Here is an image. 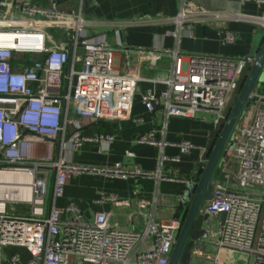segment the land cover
Returning <instances> with one entry per match:
<instances>
[{
  "label": "built area",
  "instance_id": "1",
  "mask_svg": "<svg viewBox=\"0 0 264 264\" xmlns=\"http://www.w3.org/2000/svg\"><path fill=\"white\" fill-rule=\"evenodd\" d=\"M186 1L169 20L178 31L174 37L181 31L189 33L197 18ZM237 1L264 6V0ZM199 16L264 28L261 18L213 11ZM89 26L81 0L70 11L52 0L47 6L31 0H0V175L11 174L14 179L10 185L0 183V259L6 247L21 248L29 257L21 262L12 255L9 264H168L178 222L151 220L139 230H123L110 224V213H97L86 221L73 205L55 207L68 181L83 174L106 180L174 181L159 170L150 173L120 163L100 168L73 164L70 157L83 143L113 140L109 135L87 138L76 126L80 119L107 123L130 119L136 94L148 113L161 111V135L170 118L193 119L197 112L219 118L245 65L244 58L182 57L161 44L150 51L113 48L104 38L88 36ZM234 42V34L223 30L221 44ZM116 53L145 55L152 64L169 56L171 67L163 78L152 80L120 74L113 67ZM143 82L154 88L139 93ZM158 85L163 89L157 91ZM244 114L211 176V196L199 209L208 217L207 239L193 243L191 261L237 264L238 256L245 264H264V93L257 88L249 94ZM135 142L170 145L158 143L153 131ZM176 147L180 154L194 149L187 141ZM164 159L160 157L159 165ZM169 161L177 162L178 157ZM18 181H27V188L19 189ZM105 201L119 204L114 195H101L96 203ZM179 203L183 204V196ZM10 204L25 208L24 213L9 215ZM63 213L69 218L63 219ZM210 220H218L215 230ZM147 241L151 249L140 251ZM208 247L213 248V257L205 255Z\"/></svg>",
  "mask_w": 264,
  "mask_h": 264
},
{
  "label": "crops",
  "instance_id": "2",
  "mask_svg": "<svg viewBox=\"0 0 264 264\" xmlns=\"http://www.w3.org/2000/svg\"><path fill=\"white\" fill-rule=\"evenodd\" d=\"M31 1L44 6L49 4V0ZM186 4L192 7L197 18L191 22L189 33L181 31L174 37L178 31L169 20L178 15L182 0H81L84 18L90 24L88 36L104 38L113 48H140L150 51L154 45L161 44L165 49L177 51L182 57L244 58L254 55L264 40V28L261 24L212 21L199 16L205 11H213L231 16L264 19V6L237 0H187ZM58 6L66 11L75 10L78 0H63ZM223 30L234 34L233 45L221 44ZM113 67L120 74L134 73L142 79L152 80L163 78L167 74L171 67V58L164 56L152 64L145 55L116 53ZM152 88V83L143 82L140 84L139 93ZM155 88L157 91L163 89L160 85ZM216 119L215 115L205 112H197L193 119L170 118L161 135V111L155 109L148 113L140 102L139 94L133 99L130 119L109 123L80 119L76 128L83 136L93 138L97 135H109L113 140L106 144L83 143L70 157L73 164L100 168L120 163L150 173L159 170L162 176L173 178L174 181L146 178L106 180L83 174L68 181L62 198L54 202L55 207L65 209L73 205L86 221H92L97 213H110V224L123 230H139L151 220L174 222L175 213L179 211L182 214L179 199L184 197L187 184L185 181L194 178L196 164ZM151 131L155 132L158 143L170 145L161 148L135 142L136 138ZM182 141L189 142L194 149L188 154H180L176 145ZM161 156L166 159L159 165ZM176 157L177 162L169 161ZM51 182L48 201L51 198ZM101 195H114L119 204L108 201L97 204L96 201ZM182 206L186 208V204L183 203ZM62 218L67 219L69 215L63 213ZM215 222L217 225L218 220ZM151 246V242L147 241L139 250L149 251ZM12 255H18L21 262L29 258L21 248L6 247L2 251L0 264H9V257ZM205 255L213 257V248L208 247ZM191 264L213 262L193 259Z\"/></svg>",
  "mask_w": 264,
  "mask_h": 264
},
{
  "label": "water",
  "instance_id": "3",
  "mask_svg": "<svg viewBox=\"0 0 264 264\" xmlns=\"http://www.w3.org/2000/svg\"><path fill=\"white\" fill-rule=\"evenodd\" d=\"M62 1L52 0V3L59 4ZM244 61L245 65L236 83V88L222 115L215 120L213 129L208 134V141L196 164L195 176L185 186L183 203L186 204V208L184 209L181 204L182 214L177 211L173 217V221L178 222L180 227L168 264H191L193 243L207 239L208 217L199 214V209L211 196L208 190L211 176L232 131L245 110L249 94L258 85L264 84V40L257 52L244 57Z\"/></svg>",
  "mask_w": 264,
  "mask_h": 264
},
{
  "label": "rangeland",
  "instance_id": "4",
  "mask_svg": "<svg viewBox=\"0 0 264 264\" xmlns=\"http://www.w3.org/2000/svg\"><path fill=\"white\" fill-rule=\"evenodd\" d=\"M261 93H264V84H260L258 87H256ZM244 112L242 113V115H241V117H240V119L238 120V122H237V125H240L242 122H243V119H244ZM25 210V209H24ZM24 210H23V207H19V206H17V205H7V213L9 214V215H12V214H15V213H18V214H23L24 213ZM212 222V225L210 224V222H209V226L211 227V228H213L214 230L216 229V222H215V220H212L211 221ZM235 259H237L238 260V262H237V264H245V260H244V258H239L238 256L236 257L235 256Z\"/></svg>",
  "mask_w": 264,
  "mask_h": 264
},
{
  "label": "bare ground",
  "instance_id": "5",
  "mask_svg": "<svg viewBox=\"0 0 264 264\" xmlns=\"http://www.w3.org/2000/svg\"><path fill=\"white\" fill-rule=\"evenodd\" d=\"M13 178L11 174H3L0 175V183L4 185H10L13 184ZM16 185L19 189L23 190L24 188H27L28 182L27 181H18L16 182ZM11 199L14 200L15 195L13 193H10Z\"/></svg>",
  "mask_w": 264,
  "mask_h": 264
}]
</instances>
